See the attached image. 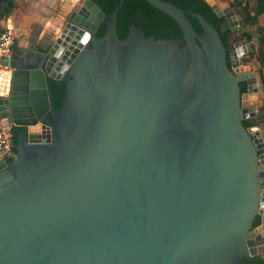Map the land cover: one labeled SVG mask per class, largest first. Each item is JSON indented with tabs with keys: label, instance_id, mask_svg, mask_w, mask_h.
<instances>
[{
	"label": "water",
	"instance_id": "95a60500",
	"mask_svg": "<svg viewBox=\"0 0 264 264\" xmlns=\"http://www.w3.org/2000/svg\"><path fill=\"white\" fill-rule=\"evenodd\" d=\"M95 1L6 58L0 264H264L259 85L244 40L228 66L230 4Z\"/></svg>",
	"mask_w": 264,
	"mask_h": 264
},
{
	"label": "crops",
	"instance_id": "0c3cea01",
	"mask_svg": "<svg viewBox=\"0 0 264 264\" xmlns=\"http://www.w3.org/2000/svg\"><path fill=\"white\" fill-rule=\"evenodd\" d=\"M12 9L6 18L17 31L16 46L32 47L46 45L52 38L47 40V35L51 33V27L54 22L59 25L69 16L73 7L78 0H11ZM229 2L247 3L250 9L254 8V0H226ZM258 23L264 27V12L259 16ZM254 32V31H253ZM53 37L57 32H52ZM255 34V33H254ZM255 44H260V39L254 35ZM47 40V41H45ZM247 46V45H246ZM248 48V47H247ZM13 53V51H12ZM11 53V55H12ZM10 55V56H11ZM252 68L256 71L259 81L264 84V68L258 72L255 63H251Z\"/></svg>",
	"mask_w": 264,
	"mask_h": 264
},
{
	"label": "trees",
	"instance_id": "16d2710c",
	"mask_svg": "<svg viewBox=\"0 0 264 264\" xmlns=\"http://www.w3.org/2000/svg\"><path fill=\"white\" fill-rule=\"evenodd\" d=\"M92 1L97 5L95 0ZM254 4H255L254 8L250 9L247 3L230 2V7L235 12L239 25L242 28V33L241 35L234 38L230 30V36L227 38V61H228V66L230 67L229 53L234 48L233 43L238 40H244L248 48H247V52L242 57L243 64H247L250 62L255 63L259 72L264 68V27L260 26L258 23L259 16L264 12V0H254ZM11 9H12L11 0H0V32L6 29L4 25L6 18L9 16ZM254 35H257L260 39V44L258 46H256L255 44ZM56 82L59 81L57 80L48 81V87L50 92H51L50 89L56 91ZM260 88H261L260 97L262 99V104L260 106L259 112L256 114L255 117L246 118L243 119L242 121L246 128L254 125L260 126L263 129V136H264V84L261 81V78H260ZM245 90L243 92H245ZM12 151L14 152V148L12 149ZM262 152H264V149L259 150L258 153H262ZM11 159L12 158H8L7 161H10ZM258 221H259V216H256L253 226H255L258 223Z\"/></svg>",
	"mask_w": 264,
	"mask_h": 264
},
{
	"label": "built area",
	"instance_id": "2783aa9c",
	"mask_svg": "<svg viewBox=\"0 0 264 264\" xmlns=\"http://www.w3.org/2000/svg\"><path fill=\"white\" fill-rule=\"evenodd\" d=\"M17 38V31L14 27L7 28L0 32V76L11 70L6 58L11 55L12 48ZM11 128L3 123L0 118V160L11 158L13 151L11 147Z\"/></svg>",
	"mask_w": 264,
	"mask_h": 264
},
{
	"label": "flooded vegetation",
	"instance_id": "af4514ba",
	"mask_svg": "<svg viewBox=\"0 0 264 264\" xmlns=\"http://www.w3.org/2000/svg\"><path fill=\"white\" fill-rule=\"evenodd\" d=\"M12 51H14V46H13V48H12ZM0 118L3 120V123L4 124H6L7 126H10V125H8V122H7V120H6V117H4V115H1V113H0ZM11 134H12V130H11ZM14 144H16L17 143V140L15 139L14 141ZM264 226V222L261 220V217L259 216V221H258V223L254 226V228L255 227H263Z\"/></svg>",
	"mask_w": 264,
	"mask_h": 264
},
{
	"label": "rangeland",
	"instance_id": "374dc122",
	"mask_svg": "<svg viewBox=\"0 0 264 264\" xmlns=\"http://www.w3.org/2000/svg\"><path fill=\"white\" fill-rule=\"evenodd\" d=\"M227 2H228V1H227ZM228 3H229V2H228ZM236 37H237V36L235 35L234 38H236ZM240 62L243 63L242 58L240 59ZM250 63H252V62H250ZM256 78H257V80H258L259 93H260V92H261V88H260L259 77L256 76ZM261 104H262V99H261L260 94H259V100H258V103H257V113L259 112V109H260ZM259 128H260L261 135H262V137H263V139H264V136H263V129H262L260 126H259Z\"/></svg>",
	"mask_w": 264,
	"mask_h": 264
}]
</instances>
